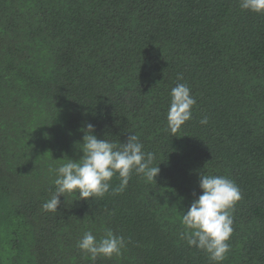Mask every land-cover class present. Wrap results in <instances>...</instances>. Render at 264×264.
Instances as JSON below:
<instances>
[{
    "label": "trees",
    "instance_id": "obj_1",
    "mask_svg": "<svg viewBox=\"0 0 264 264\" xmlns=\"http://www.w3.org/2000/svg\"><path fill=\"white\" fill-rule=\"evenodd\" d=\"M177 83L196 103L173 136ZM87 124L97 139L136 134L159 174L45 212ZM200 174L242 195L222 264H264V14L239 0H0V264H213L180 237ZM107 230L119 257L76 247Z\"/></svg>",
    "mask_w": 264,
    "mask_h": 264
},
{
    "label": "clouds",
    "instance_id": "obj_2",
    "mask_svg": "<svg viewBox=\"0 0 264 264\" xmlns=\"http://www.w3.org/2000/svg\"><path fill=\"white\" fill-rule=\"evenodd\" d=\"M239 6L242 10L264 14V0H239ZM182 79L178 75L177 80ZM195 103L186 84L177 83L171 89L167 125L173 136L192 118ZM200 123L206 125L207 117L202 118ZM82 131L83 142L79 144V149L83 155L78 161L67 158L65 163L53 169L56 174L55 191L41 206L45 212L56 213L61 203L59 198L65 197V194L85 201L102 198L112 189L110 182L113 177L119 178L118 191H123L133 173L153 183L159 174V167L153 166L155 154L144 151V145L136 134L130 135L127 142L122 144L97 139L92 124H87ZM199 188L202 195L192 202L187 212L182 213L180 237L189 247L204 251L213 264H222L230 251L228 241L233 233L232 210L242 195L234 181L219 175L200 174ZM76 247L92 261L98 257L111 259L121 255L125 240L111 230L97 240L88 231Z\"/></svg>",
    "mask_w": 264,
    "mask_h": 264
}]
</instances>
